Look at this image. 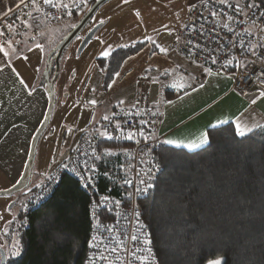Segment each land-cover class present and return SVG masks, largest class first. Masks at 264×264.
Here are the masks:
<instances>
[{
    "label": "trees",
    "instance_id": "trees-1",
    "mask_svg": "<svg viewBox=\"0 0 264 264\" xmlns=\"http://www.w3.org/2000/svg\"><path fill=\"white\" fill-rule=\"evenodd\" d=\"M256 1L264 11V3ZM147 44L118 48L97 60L103 90L123 62ZM56 52L47 59L48 86ZM206 133L209 143L198 150L161 143L153 151L160 172L137 205L158 262L207 264L222 258L223 264H264V129L241 138L229 123ZM129 148L127 143L99 145V155L105 150L115 155L99 160L96 194L121 196ZM90 196L70 175L62 174L43 202L19 216L12 239L18 241L19 254L10 255L11 245L5 264H83Z\"/></svg>",
    "mask_w": 264,
    "mask_h": 264
},
{
    "label": "built area",
    "instance_id": "built-area-1",
    "mask_svg": "<svg viewBox=\"0 0 264 264\" xmlns=\"http://www.w3.org/2000/svg\"><path fill=\"white\" fill-rule=\"evenodd\" d=\"M92 0H84L80 9L74 10V15L56 20H43L44 22H60L70 18H75L83 13L86 3ZM255 3L256 8L248 9L244 7L246 3H234L227 1V5L220 4L217 0H203L190 8L183 26L174 34L168 49H174L186 59L205 67L213 72L232 71V89L243 96L251 94L254 88L264 91V11L256 0L248 4ZM244 7L248 15L238 14L235 6ZM31 8H14L0 19V29L12 26L11 39L16 49L22 45L25 36L28 42L38 40L39 33L32 28H25L19 17H24L25 12L32 11ZM218 15L213 16L211 13ZM228 25V27H225ZM35 36V40L31 39ZM19 42V43H17ZM241 45H244L242 48ZM255 49V55L252 53ZM215 61V63H213ZM240 67L237 68L236 64ZM134 93V104L130 108H116L109 116L114 121L121 122L125 133L132 128L145 133L147 140L136 135L135 139L111 140L101 139L97 129H92L82 134L75 146L67 155L61 169L55 178L46 181L36 188L31 199L25 207V214L36 208L53 191L62 174L70 175L76 180L80 188L91 195L89 205V236L83 264H93L89 259L98 255L96 247H89V243L99 245L104 248L116 247L120 253V259L124 264H141V261L134 259L136 256H145L143 251L146 247L151 248V257L148 264H159L154 252L151 233L145 225L141 210L137 205L138 201L146 197L152 188L137 191V188L145 189L146 185L140 184V179H144L154 184L159 175V165L157 164L154 150L162 143L159 136V126L162 120L161 114L150 108L148 97L144 90V83H141ZM156 113L155 116L152 113ZM130 113L135 115H130ZM143 119L149 121L141 126L139 121ZM107 122H104L106 124ZM108 130L113 131L112 125H108ZM118 135L119 133H114ZM139 141V143H137ZM103 142L127 143L130 145V167L122 184L124 191L121 196H110L108 194H96V175L99 160H94L93 156L99 155V145ZM95 150V152H94ZM87 162V163H85ZM95 169L94 172L89 169ZM149 172L151 175L149 176ZM91 177V180L87 178ZM132 181L131 186L125 180ZM39 197V199H38ZM107 198V199H105ZM143 225V227H140ZM136 235L139 239L136 242L131 240V236ZM96 237L93 241L92 238ZM149 239L150 245H145L143 241ZM103 241V243H101ZM126 248L127 251H123ZM136 248L142 249L136 252ZM108 255L107 252H105ZM115 254L110 255V259ZM95 264H107L106 261H95Z\"/></svg>",
    "mask_w": 264,
    "mask_h": 264
},
{
    "label": "rangeland",
    "instance_id": "rangeland-1",
    "mask_svg": "<svg viewBox=\"0 0 264 264\" xmlns=\"http://www.w3.org/2000/svg\"><path fill=\"white\" fill-rule=\"evenodd\" d=\"M227 1L241 4L248 0ZM250 1L254 0H249V3ZM189 6L190 0H109L64 49L54 84L53 112L36 144L28 183L21 191L10 196H0V251L4 252L5 257L14 244L12 239L16 237L15 227L19 216L24 217L25 207L35 189L55 178L79 137L101 127L105 122L103 117H109L113 110V103L105 98L101 86L102 74L97 60L105 58L102 53L106 51L110 55L118 48L142 41L150 42L162 32L175 34L181 27ZM90 8V3H86L83 13L75 18L43 22L47 26L37 30L42 38L40 41L39 36L31 52L40 59L46 49L47 54L51 51L53 53ZM94 27H98L94 37L79 51L84 37ZM37 43H41L43 52L36 48ZM29 55L30 53L26 54V57ZM141 78L139 85L146 84L147 79ZM93 100L97 102L95 105L91 103ZM39 127L24 128V136L21 135L20 127L15 138H11L9 142H0V192L9 191L20 180L29 157L32 139ZM4 233L9 235L5 236ZM217 259L223 264L222 258Z\"/></svg>",
    "mask_w": 264,
    "mask_h": 264
},
{
    "label": "crops",
    "instance_id": "crops-1",
    "mask_svg": "<svg viewBox=\"0 0 264 264\" xmlns=\"http://www.w3.org/2000/svg\"><path fill=\"white\" fill-rule=\"evenodd\" d=\"M19 3L20 0H0V19ZM197 3L198 0H190L188 11ZM43 22L41 20L40 29L47 26ZM38 32L41 41L42 34ZM173 36L162 32L150 42L142 41L147 42V46L123 62L103 92L105 98L112 101L113 110L133 106L134 92L142 77L147 79L144 90L150 108L162 117L159 126L162 143L165 139L181 143L198 142L208 129L213 128L212 125L219 124L221 120H228L235 128L232 121L237 117L248 123L264 124V98L259 96L261 90L254 88L246 96L236 93L232 89V71L213 72L175 50H167ZM27 39L25 36L16 54L10 57L0 54V142L15 138L20 127L24 136V128L39 127L46 116L49 99L47 59L52 51L47 54L46 49L40 59L29 51V47H35L36 41L28 42ZM253 99L255 104L251 103ZM121 100L125 103L121 104ZM222 125L225 124H219Z\"/></svg>",
    "mask_w": 264,
    "mask_h": 264
},
{
    "label": "snow or ice",
    "instance_id": "snow-or-ice-1",
    "mask_svg": "<svg viewBox=\"0 0 264 264\" xmlns=\"http://www.w3.org/2000/svg\"><path fill=\"white\" fill-rule=\"evenodd\" d=\"M125 2H127V0H125ZM217 2L220 4L227 5V0H217ZM261 2L264 3V0H261ZM83 4H84V0H20V3L17 5V7L18 8L34 9V11L25 12L24 17H19V19H20V23L25 28H33L34 30H38L40 25H41L42 19L43 20H56V19L63 17L64 15L72 16V15H74V10L80 9ZM227 6L232 7V5H227ZM244 7H247L248 9H253V8H256L257 5L255 3H252V4H247ZM244 7L236 5L235 11L238 14L248 15V13H246L244 11ZM8 11L10 12L11 9H9ZM211 14L213 16L218 15V13H216V12H212ZM262 15H264V14H262ZM4 16L7 17L8 12H5ZM225 27H228V25H225ZM11 34H12L11 24H9L4 29H0V54H2L3 57H10V55L16 54V52H17V49L13 44V40L11 39ZM31 39L35 40V36H33ZM17 43H19V42H17ZM157 46L159 47V45H157ZM241 47L243 48L244 45H241ZM36 48L40 49L41 52L44 51L42 45L39 43L36 44ZM32 50L33 49L31 47H29V51H32ZM161 51H164V49L161 48ZM252 53H253V55H255V49H252ZM102 55L104 57H107L109 55V53L105 51L102 53ZM25 59H27V57H25ZM213 63H215V61H213ZM236 67L239 68L240 64L237 63ZM21 83H23V81H21ZM201 87H203V85H201ZM259 96L261 98H264V91H260ZM91 103L95 105L97 102L95 100H93V101H91ZM120 103L124 104L125 101L121 100ZM251 103L255 104L256 100L253 99L251 101ZM130 115H135V114L130 113ZM152 115L155 116L156 113L153 112ZM103 120L105 122H107L106 124L101 125V128L103 130L101 131L100 129H97L101 139H106L108 141H111L114 139L115 140H120V139L133 140V139H135L136 135H139L145 141L147 140V137L145 136V133L143 131H139V130L134 131L132 128H130L129 131L127 133H125L123 130V126H122L121 122L114 121V120L110 119L108 116H104ZM148 123H149V121H146L143 119H141L139 121V124L141 126H144ZM227 123H229L228 120L219 121V124H227ZM232 123H234V125H235V135L238 137H241V138L247 137L248 135L254 133L257 129H264V124L248 123L246 121H242L240 117H237L234 121H232ZM219 124H214L211 127H213V128L218 127ZM108 125H112V127H113L112 132H110L108 130ZM114 133H119V134L115 135ZM137 143H139V141H137ZM163 143L170 145V146H173L175 148H186L189 151H193V150L199 149V148L207 145L209 143V139H208V134L204 133L202 135V138L198 142L181 143L180 141H177V140L165 139L163 141ZM94 152H95V150H94ZM113 155H115V153L105 150L102 153V155H95L94 154L93 159L94 160H101L103 157H110ZM85 163H87V162H85ZM89 171L94 172L95 169L94 168L89 169ZM150 175H151V172H149V176ZM87 179L91 180V177H88ZM139 182H140V184L146 185V188L145 189L137 188V191H142V190H146L147 188L153 187V185L151 183H149L148 181H146L144 179H140ZM125 183L128 184L129 186H131L132 181L126 179ZM38 187H42V186H38ZM38 199H39V197H38ZM105 199H107V198H105ZM140 227H143V225H140ZM4 235L7 236V235H9V233H4ZM138 239L139 238L136 235L131 236V240L133 242H136ZM92 240L95 241L96 237L94 236L92 238ZM101 243H103V241H101ZM143 243L145 245H150L151 241L149 239H145L143 241ZM89 247L90 248L96 247L97 251H98L97 256L89 258L93 262V264H95V261H97V260L106 261L107 264H124V261H122L120 259V253L117 251L116 247H109L108 245H105L104 248H100L99 245L91 243V242L89 243ZM123 251H127V249L123 248ZM140 251H142V249L136 248V252H140ZM143 251H145L147 253V255L136 256L133 253L134 259L141 261V264H148V261L152 255L151 248L146 247L145 249H143ZM105 252H107L108 255H106ZM18 254H19V251H18V241H17L13 244L10 255H18ZM112 254H115V256H114V258L110 259L109 257ZM4 259H7V257H5L3 255V253H0V261H3ZM209 264H222V262L219 259H214V260H210Z\"/></svg>",
    "mask_w": 264,
    "mask_h": 264
},
{
    "label": "water",
    "instance_id": "water-1",
    "mask_svg": "<svg viewBox=\"0 0 264 264\" xmlns=\"http://www.w3.org/2000/svg\"><path fill=\"white\" fill-rule=\"evenodd\" d=\"M108 1L109 0H97L95 2V4L90 8V10H88V12L79 21V23L74 27V29L71 30L69 35L57 47V52H56V55L54 56V59H53L54 72H53L52 78L49 82V99H48L46 116H45L43 122L41 123L39 129L36 131V133L32 139V142L30 145L29 157H28L27 163L25 165V168L23 170V173L21 175L20 180L9 191L0 192V196H10L15 192L21 191L27 185L29 175H30V172L32 170V166H33V162H34L36 144H37L38 140L40 139L41 135L43 134V132L45 131V129H46V127L50 121L52 112H53V106H54V100H55L54 84H55V80H56L58 73H59V59H60L64 49L75 39V37L81 32V30L91 21L92 17L95 15V13L98 11V9ZM97 29H98V27H94L87 33V35L84 37V39L80 45L79 51L83 50L85 48V46L92 40ZM0 253H3V255L5 256L3 251H0ZM5 263H6V259H4L3 261H0V264H5Z\"/></svg>",
    "mask_w": 264,
    "mask_h": 264
}]
</instances>
